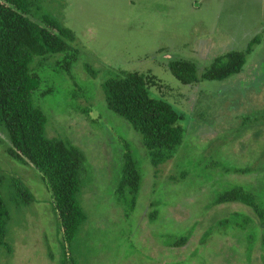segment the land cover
I'll list each match as a JSON object with an SVG mask.
<instances>
[{
	"label": "rangeland",
	"instance_id": "374dc122",
	"mask_svg": "<svg viewBox=\"0 0 264 264\" xmlns=\"http://www.w3.org/2000/svg\"><path fill=\"white\" fill-rule=\"evenodd\" d=\"M35 1L38 18L49 15L74 36L66 53L42 63L55 96L36 104L47 118L45 136L68 142L83 156L78 196L86 221L71 250L77 264H264L263 133L258 120L256 127L241 126L245 115H264V33L242 27L241 38L228 39L215 30L235 18L242 26L263 20L264 0ZM253 38L243 72L224 82L184 86L168 69L173 61L192 63L200 81L217 56L243 52ZM131 72L152 76V98L192 121L173 157L158 167L140 135L107 110L100 89L106 77ZM201 92L209 94L196 96ZM123 143L141 177L130 212L113 198ZM6 147L0 130V191L10 215L0 264H61L45 186L35 171L9 159ZM11 179L28 190L27 204ZM233 188L252 195L261 219L244 205L214 204ZM180 238L189 239L188 248L171 246Z\"/></svg>",
	"mask_w": 264,
	"mask_h": 264
},
{
	"label": "trees",
	"instance_id": "16d2710c",
	"mask_svg": "<svg viewBox=\"0 0 264 264\" xmlns=\"http://www.w3.org/2000/svg\"><path fill=\"white\" fill-rule=\"evenodd\" d=\"M37 11L35 0H0V130L6 136L5 152L9 159L35 171L45 186L60 237L61 264H77L71 250L80 227L86 221L78 196L83 156L68 142L45 136L47 118L36 104V100L55 96L53 78L49 75L43 78L42 63L50 56L66 53L74 36L51 16L43 14L38 18ZM256 41V38L249 41L243 52L232 51L217 56L200 81L192 63L173 61L168 69L173 78L184 86L196 87L203 81L224 82L243 72L246 57ZM66 68L69 70L68 66ZM124 76H109L101 82L106 108L140 135L152 165L158 167L173 157L191 129L192 121L185 112L179 113L168 103L152 98L149 93V88L155 85L152 76L137 72L125 73ZM204 94L201 92L196 96ZM183 117L187 118L185 128L180 125ZM256 120L259 122L257 128L263 133V142L258 146L259 166L264 168V115H245L241 126L248 127L253 123L256 127ZM123 148V164L113 198L115 203L124 205L130 212L135 206L141 177L129 145L123 143ZM3 182L4 177L0 174V189ZM11 184L21 202L27 204L30 200L28 190L18 179H11ZM214 204L244 205L260 219L262 217V210L258 209L252 195L240 188L218 194ZM9 217L0 191V249L8 247L6 226ZM171 246L186 249L189 239L180 238Z\"/></svg>",
	"mask_w": 264,
	"mask_h": 264
},
{
	"label": "crops",
	"instance_id": "0c3cea01",
	"mask_svg": "<svg viewBox=\"0 0 264 264\" xmlns=\"http://www.w3.org/2000/svg\"><path fill=\"white\" fill-rule=\"evenodd\" d=\"M235 2L237 3L236 0H235ZM223 12L225 14L226 13H231L230 10H229V12L227 10H223ZM236 14L237 13H235V15ZM227 15H230L231 16V14H227ZM234 17H236V16H234ZM238 23L239 22L235 18V20L230 21L226 26H221V31L218 28H215V30H217L218 32H220L219 35L226 36V38H228V39H230V38H235V39L241 38V36L243 34L240 35L238 33H242V27H244L245 29H247V33L252 32V31H259V32L264 33V28L262 26L263 23H264V19L258 21L257 23L255 22V24L246 23V24H243V26H242V24L239 25ZM209 32L210 33H213L214 32V29L212 28ZM247 33L244 36L248 35Z\"/></svg>",
	"mask_w": 264,
	"mask_h": 264
}]
</instances>
